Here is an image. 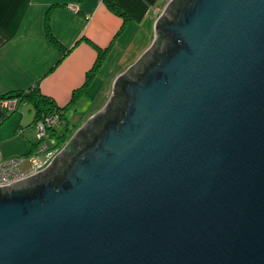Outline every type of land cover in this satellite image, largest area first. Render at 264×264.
<instances>
[{"label":"water","instance_id":"obj_1","mask_svg":"<svg viewBox=\"0 0 264 264\" xmlns=\"http://www.w3.org/2000/svg\"><path fill=\"white\" fill-rule=\"evenodd\" d=\"M173 2L121 119L60 181L29 183L61 153L0 187V264H264V0Z\"/></svg>","mask_w":264,"mask_h":264},{"label":"crops","instance_id":"obj_2","mask_svg":"<svg viewBox=\"0 0 264 264\" xmlns=\"http://www.w3.org/2000/svg\"><path fill=\"white\" fill-rule=\"evenodd\" d=\"M111 1L125 18L104 0H0V100L39 87L79 129L104 110L118 77L153 46L156 24L172 0ZM101 52L103 62L89 79ZM38 144L34 108L9 113L0 105L3 156L28 158ZM22 169L29 172L33 163Z\"/></svg>","mask_w":264,"mask_h":264},{"label":"trees","instance_id":"obj_3","mask_svg":"<svg viewBox=\"0 0 264 264\" xmlns=\"http://www.w3.org/2000/svg\"><path fill=\"white\" fill-rule=\"evenodd\" d=\"M110 9L116 12L118 15H122L125 18L124 13L114 4L111 0H104ZM191 0H174L171 4L174 10H183L185 9ZM159 40L156 43L153 51L151 54V59L157 62L160 58V54L162 52V46H164L165 50H167L171 46V41L166 39L165 33L159 34ZM104 59V54L101 52L99 61L94 68L93 72L89 75V79L91 76L97 72L98 68L101 66ZM131 75L128 74L126 77ZM135 79L136 76H133ZM125 77L121 78L115 87V92L112 97L111 102L109 103L106 110L94 117L85 127H72L68 124L67 120L65 119V115L62 112L54 101L45 97L39 87L33 88L29 91L25 92H17L12 93L4 96V98H19L23 102L31 105L36 113V123L38 121L46 120L52 118L53 116L58 115L60 117V122L58 124H63V129H57V126L49 128L50 137L56 141V145L53 148H58L61 150V154L55 160V162L43 173L34 177L30 180V186H35L41 183H48V182H57L64 178L66 173L71 168V161L75 158L80 151L87 146L88 144L92 143L95 138L102 132L103 128L106 124L110 121H118L121 119L124 110L126 108V97L121 92V85ZM78 96L74 97L73 103L76 102ZM74 129V130H73ZM76 133V135H74ZM65 148V150H63Z\"/></svg>","mask_w":264,"mask_h":264},{"label":"built area","instance_id":"obj_4","mask_svg":"<svg viewBox=\"0 0 264 264\" xmlns=\"http://www.w3.org/2000/svg\"><path fill=\"white\" fill-rule=\"evenodd\" d=\"M166 8L162 11L161 16ZM70 9L75 13L79 11L77 7H70ZM0 105L9 113H14L19 111L22 105H27V103L19 98H4L0 100ZM59 122L60 117L58 115L37 122L39 144L34 153L28 158L6 159L0 151V187L13 184L44 171L54 158L62 152L58 148L50 147L46 141L50 137L49 128L58 126ZM55 145L56 141L53 140V146ZM27 160L33 163V169L29 172H24L22 166Z\"/></svg>","mask_w":264,"mask_h":264},{"label":"rangeland","instance_id":"obj_5","mask_svg":"<svg viewBox=\"0 0 264 264\" xmlns=\"http://www.w3.org/2000/svg\"><path fill=\"white\" fill-rule=\"evenodd\" d=\"M62 129H63V128L59 127V130H62ZM73 130H74V129H73ZM75 134H76V133H75ZM75 134H74V135H75ZM46 141H47V143H48V145H49L50 147H52V148L54 147V146H53V139H52V138L49 137V138H47ZM64 149H65V148H64ZM64 149H63V150H64Z\"/></svg>","mask_w":264,"mask_h":264}]
</instances>
